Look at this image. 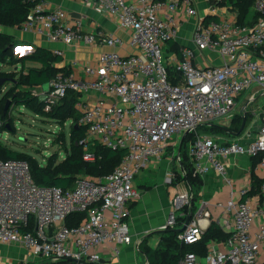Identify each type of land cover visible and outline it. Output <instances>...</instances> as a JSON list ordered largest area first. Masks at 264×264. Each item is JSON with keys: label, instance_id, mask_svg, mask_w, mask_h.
<instances>
[{"label": "built area", "instance_id": "2783aa9c", "mask_svg": "<svg viewBox=\"0 0 264 264\" xmlns=\"http://www.w3.org/2000/svg\"><path fill=\"white\" fill-rule=\"evenodd\" d=\"M97 1L130 32V43L137 50L129 54L103 51L93 63L81 66L80 75L57 73L48 81L46 91L39 87L33 92L40 96L45 111L57 106L68 90L79 92L74 106L80 113L76 125L85 129L80 143L85 147L97 140L112 149H126L124 156L112 172L79 176L67 189L35 183L25 160L0 158V243L21 244L43 264L97 263L101 248L109 244L133 243L138 250L140 241H132L129 229L128 205L140 196L134 185L136 174L162 154L174 135L182 134L184 139L200 125L230 118L241 93L256 87L242 106L243 115L247 104L256 100V92L264 95V0H254L256 20L243 25L237 23L235 12L232 17H218L219 6L214 3L208 4L207 15L202 16L194 0ZM184 16L197 19L191 44L181 46L178 54L169 41L178 38ZM66 18L64 9H48L39 1L21 26L67 44L83 41L116 47L123 42L101 30L85 32L81 20L68 23ZM206 50L216 51L220 62L195 64L196 55ZM54 52L62 54L59 49ZM169 67L180 74L179 82H172ZM4 122L0 119V129ZM240 135V139L221 142L212 135L195 133L187 142L194 172L202 174L212 168L228 181L223 158L231 154L258 157L256 164L264 169V108L255 134L243 131ZM83 159L93 161L96 155L88 148ZM245 193L246 189L239 190V194ZM191 198L189 189L174 192L162 228L175 226L178 212L190 205ZM207 205L203 201L191 216L177 234L179 241L191 244L201 238L209 225ZM217 206L231 217L229 236L208 245L205 256L187 252L176 264H260L264 180L255 200L230 195ZM82 211L85 217L79 224H65L69 214Z\"/></svg>", "mask_w": 264, "mask_h": 264}, {"label": "crops", "instance_id": "0c3cea01", "mask_svg": "<svg viewBox=\"0 0 264 264\" xmlns=\"http://www.w3.org/2000/svg\"><path fill=\"white\" fill-rule=\"evenodd\" d=\"M40 1L44 3L45 8L54 9L60 7L64 9L67 16L66 21L68 23L81 20V27L85 32L101 30L120 37L123 42L116 47H109L102 43L89 45L85 44L83 41L67 44L61 40L51 39L46 35L24 30L22 26H0L1 31L11 33L15 38L26 42L27 44H23V48L32 49L34 46H42L52 51L59 49L62 51V54L59 56V62L57 65L66 66L70 71H73L78 75L82 73V65L93 63L103 51L114 50L120 54H129L137 50L135 45L130 43V32L127 29H122L118 25L119 23L115 17H112L103 11L97 0H92L90 3L84 2L83 0ZM194 2L200 14L206 16L208 4L211 3L208 2V0H194ZM214 5L216 4L214 3ZM218 8L220 10V12L217 13L218 17L219 15H228L232 17L235 12L233 9H226L225 6H219ZM209 16L212 15L209 14ZM196 19V16H184L180 20L178 38L175 40L180 47L189 46L191 44L190 34L193 30ZM220 60L218 53L214 50H206L201 55H196L194 58L195 64L199 65L218 63ZM74 62L77 64L73 66L72 64ZM29 65H32V63H29ZM35 88L38 89L39 87ZM245 104L246 102H243L241 105L243 106ZM242 106H240V109L237 111L232 110V116L238 111L242 113ZM253 110L254 109L251 110L250 119L254 115ZM232 116L228 118L229 121L227 123H223V125L219 126H227L230 123ZM259 124L260 115L250 128L243 131L251 132L254 135ZM212 136L216 137L219 141L230 142L240 139L241 135L225 137L224 135L217 133L212 134ZM182 139L183 135H174L169 140L168 145L176 143L177 148H172L170 151L168 149L162 159L152 158L134 178V185L140 191V196L128 204L130 208L129 229L133 242H138L142 238H145L151 247H157L161 237L160 231L164 229L162 226L165 224L169 213V205L172 195L178 189L190 190V185L185 179V168L181 162L180 146ZM253 159L255 158L246 154H231L224 157L223 160L226 164L225 175L228 181H225V179L217 174L212 168H209L207 171L200 174L202 183L199 191V200L197 201V210L200 209L203 201L208 202L207 208L210 211L208 217L209 223L211 220L216 221L224 230L228 231L232 227L231 217L227 218L222 212V209L217 206V203H224L230 195H233L236 199L248 200H255L258 197L260 187L258 193L251 190L252 177L264 180V169L258 167L256 164L258 157L255 162ZM176 176H179V180L176 179ZM240 189H246V193L243 195L239 194ZM182 213L183 211H179L178 215H182ZM257 223L258 222L254 224L253 231L257 229ZM214 243L219 244L220 242L210 240L207 243V247ZM16 245L18 244L0 243V248L2 249L0 250V253H5V251L9 252L8 247ZM115 248L117 249L116 251ZM136 251L138 250L134 248L133 243L105 245L101 248L99 264H137ZM19 254H25L23 248L20 249ZM27 255H25L27 257L26 260H28L30 264H43L37 257L31 256V254ZM259 263L264 264V241L260 249ZM15 264L18 263L16 262Z\"/></svg>", "mask_w": 264, "mask_h": 264}, {"label": "trees", "instance_id": "16d2710c", "mask_svg": "<svg viewBox=\"0 0 264 264\" xmlns=\"http://www.w3.org/2000/svg\"><path fill=\"white\" fill-rule=\"evenodd\" d=\"M39 1L40 0H0V26H21V23L25 20L31 8ZM210 1L215 2V4L219 6L226 5L233 9L236 13V21L239 24H249L256 20V15L252 11L254 0ZM23 44L27 43L15 38L11 33L0 30V58L9 55L10 63L19 67L17 69L18 78H9L8 80L11 85L3 92L2 100L0 101V119L4 120L7 115L4 101L9 98L10 102L15 106L23 105L27 109L43 116L54 119L71 118L73 120V124L70 125L71 141L69 150L64 159L57 161V155L53 153L47 157L46 164L43 165L32 155L12 149L5 145L0 139V158L25 160L29 165L30 173L35 183L43 186L56 185L63 189L72 187L75 179L79 176L89 175L96 177L112 172L124 156L126 149H112L94 140L89 143V150L96 155V159L93 161H86L83 159L84 145L80 143V140L85 137V129L80 124L75 127L80 113L74 106L80 93L68 90L63 100L57 106L49 111H45L40 96L36 95L31 90L35 87L43 88V85L48 83L57 73L68 74L70 69L66 66L57 65L60 55L42 46H34L30 52L23 55H13L11 53L16 46ZM169 46L180 54V45L177 42L169 41ZM29 63H32V65H29ZM168 70L172 82H179L180 74L171 67H169ZM2 76L3 74L0 71V80H2ZM242 96L243 93H241L238 98ZM249 112L250 111L246 110L244 115L235 112L230 123L227 126H222L226 129L221 126L209 124L210 129L225 137H231L233 135L230 132L239 129L243 118H245V127L248 125L250 121ZM6 123H8V120H6L1 127L0 134L9 126V123L5 125ZM195 133L196 132L187 133L180 146L181 162L185 168V179L188 181L192 193L190 205L185 206L181 210L183 211L181 216L177 214L174 227L165 228L160 231L161 237L157 247H151L145 238L140 240L138 252L143 255L144 263L176 264L187 252H193L199 257H203L207 253L208 241H223L229 236V232L224 230L213 220L210 221L209 225L202 233L201 238L191 244L179 241L177 239L178 233L174 231V228L183 225L187 214L193 216L198 208L197 201L199 200L202 178L199 173L194 172L195 167L192 156L189 155L188 151L183 152V146L186 145L189 140L193 139ZM253 158H255L253 159L255 162L257 157L253 156ZM176 179L179 180V176H176ZM262 181L263 179L252 177L251 190L258 193ZM84 217V211L69 214L65 218V224L69 226L79 224ZM90 264H99V262Z\"/></svg>", "mask_w": 264, "mask_h": 264}, {"label": "rangeland", "instance_id": "374dc122", "mask_svg": "<svg viewBox=\"0 0 264 264\" xmlns=\"http://www.w3.org/2000/svg\"><path fill=\"white\" fill-rule=\"evenodd\" d=\"M210 3L211 2L208 0ZM200 13V12H199ZM23 46V45H19ZM16 46L12 50L13 55H21L17 52ZM23 49V53L26 52V49L28 48H20ZM19 67L13 65L10 63L9 55H7L4 58H0V71L3 74L2 80L0 82V101L2 100V95L5 90H7L11 83L8 80L9 78L13 77L15 79L18 78V69ZM4 79V80H3ZM256 87H252L251 89L247 90L243 96L237 101L235 107L233 110H239L241 104L247 101V97L252 94V90H254ZM36 89V88H33ZM31 89L32 91H34ZM256 100L252 102L251 104H247V109L249 112V115H251V110H253L254 115L248 122V125L246 126L244 130H247L252 126V124L256 121L258 116L260 115V112L263 110V104H264V95L260 93V91L255 93ZM8 101L7 107L5 108L7 115L5 117L6 120H8L9 126L6 127L5 131H2L0 134V139L3 141L5 145L12 149L23 151L27 154L32 155L39 163L45 165L47 157L51 154L57 155V161H61V159H64L66 156L67 151L69 150V145L71 141V135H70V125L73 124V120L71 118L68 119H61V118H51L48 116H43L40 114H37L23 105L15 106L13 103L10 102L9 98L4 101V106H6V103ZM259 104V105H258ZM261 105V106H260ZM258 106V107H257ZM239 112V111H238ZM240 113V112H239ZM4 119V121H6ZM229 121L228 117H222L217 120H215L213 125H223V123H227ZM8 123H6L8 125ZM210 124V123H209ZM210 124V125H211ZM210 125H201L199 126L195 132L202 135V134H217L214 131L210 129ZM182 135V134H181ZM176 138V137H174ZM175 140V139H174ZM91 141L87 143V145L84 147V152L86 149H88V145ZM177 148V144H167L162 154L158 157L159 159H162L165 152L169 149ZM189 149L188 144L183 146V152H187ZM175 156V155H173ZM89 176V175H84ZM181 216V215H180ZM9 252L0 253V264H15L16 262L18 264H30V262L27 259L25 255H29L28 249L18 244L16 246L8 247ZM24 249L25 254L20 255L19 251L20 249ZM0 250H2L0 248ZM27 255V256H28ZM24 256V257H22ZM136 263L137 264H145L144 263V257L142 254H140L138 251H136Z\"/></svg>", "mask_w": 264, "mask_h": 264}, {"label": "water", "instance_id": "95a60500", "mask_svg": "<svg viewBox=\"0 0 264 264\" xmlns=\"http://www.w3.org/2000/svg\"><path fill=\"white\" fill-rule=\"evenodd\" d=\"M0 82H1V80H0ZM47 87H48V83H45V84L43 85V88H42L43 91H46V90H47ZM7 104H8V101H7V103H6L5 108L7 107ZM76 126H77V125L75 124V127H76ZM221 127H222V126H221ZM244 127H245V118L242 119V122H241V125H240L239 129H238L237 131H231L230 133H231L233 136H239L240 133L242 132V130L244 129ZM222 128H224V127H222ZM224 129H226V128H224ZM190 219H191V214H187V215H186V218H185V221H184V223H183V225H182L181 227L174 228V231L177 232V233L181 232V231L186 227V225L189 223Z\"/></svg>", "mask_w": 264, "mask_h": 264}, {"label": "snow or ice", "instance_id": "6c2138e0", "mask_svg": "<svg viewBox=\"0 0 264 264\" xmlns=\"http://www.w3.org/2000/svg\"><path fill=\"white\" fill-rule=\"evenodd\" d=\"M23 51H24L23 49H20V48L17 49V52L20 54H23Z\"/></svg>", "mask_w": 264, "mask_h": 264}]
</instances>
